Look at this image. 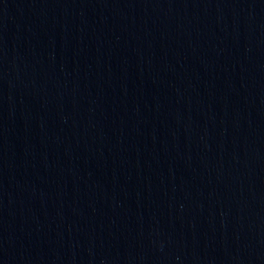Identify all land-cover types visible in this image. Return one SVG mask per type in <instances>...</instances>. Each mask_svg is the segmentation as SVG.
Returning a JSON list of instances; mask_svg holds the SVG:
<instances>
[{"label":"water","instance_id":"1","mask_svg":"<svg viewBox=\"0 0 264 264\" xmlns=\"http://www.w3.org/2000/svg\"><path fill=\"white\" fill-rule=\"evenodd\" d=\"M0 264H264V0H0Z\"/></svg>","mask_w":264,"mask_h":264}]
</instances>
